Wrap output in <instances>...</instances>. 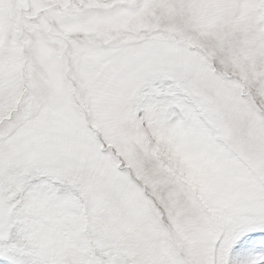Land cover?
<instances>
[{"label": "snow or ice", "instance_id": "snow-or-ice-1", "mask_svg": "<svg viewBox=\"0 0 264 264\" xmlns=\"http://www.w3.org/2000/svg\"><path fill=\"white\" fill-rule=\"evenodd\" d=\"M0 264H264V0H0Z\"/></svg>", "mask_w": 264, "mask_h": 264}]
</instances>
